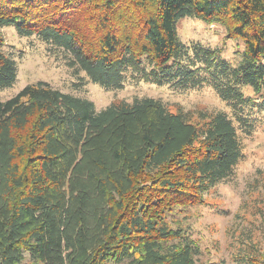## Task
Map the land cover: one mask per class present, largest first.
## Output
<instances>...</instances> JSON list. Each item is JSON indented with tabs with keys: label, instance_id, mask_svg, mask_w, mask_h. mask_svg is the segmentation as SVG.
I'll list each match as a JSON object with an SVG mask.
<instances>
[{
	"label": "trees",
	"instance_id": "obj_1",
	"mask_svg": "<svg viewBox=\"0 0 264 264\" xmlns=\"http://www.w3.org/2000/svg\"><path fill=\"white\" fill-rule=\"evenodd\" d=\"M196 18L244 42L232 66L182 42ZM58 49L100 87L210 86L229 112L195 118L142 96L96 109L38 81L0 99V264H198L177 211L204 203L243 158L264 112V0H0V27ZM0 35V90L16 80ZM174 223V225H172ZM242 248V249H241ZM236 264H264L249 240Z\"/></svg>",
	"mask_w": 264,
	"mask_h": 264
},
{
	"label": "rangeland",
	"instance_id": "obj_2",
	"mask_svg": "<svg viewBox=\"0 0 264 264\" xmlns=\"http://www.w3.org/2000/svg\"><path fill=\"white\" fill-rule=\"evenodd\" d=\"M177 34L186 44L198 42L219 48L221 56L232 66L242 61L244 42L227 38L225 28L219 24L187 17L178 21ZM0 35L4 52L17 68L15 82L0 90L1 100L15 95L27 84L43 81L62 92L88 98L98 110L112 101L149 96L162 100L170 110L181 109L193 118L200 111L229 112V106L210 86L173 90L168 86L127 82L120 89L106 90L92 83L83 72L73 73L61 49L35 37L20 36L13 26L0 27ZM261 118L260 127L252 135H240L244 156L231 175L203 196L204 203L185 207L168 219L180 221L197 241L198 264H236L233 256L241 242L249 239L264 255V112ZM23 264L37 263L25 253Z\"/></svg>",
	"mask_w": 264,
	"mask_h": 264
}]
</instances>
